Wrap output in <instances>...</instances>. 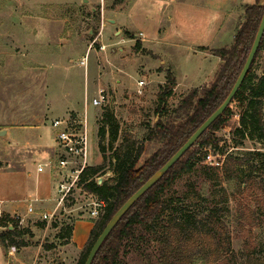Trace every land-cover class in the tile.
Returning a JSON list of instances; mask_svg holds the SVG:
<instances>
[{"label":"rangeland","instance_id":"374dc122","mask_svg":"<svg viewBox=\"0 0 264 264\" xmlns=\"http://www.w3.org/2000/svg\"><path fill=\"white\" fill-rule=\"evenodd\" d=\"M206 1L209 4L225 5L228 0ZM254 1L232 0L223 28L207 40L209 46L201 50L203 53L196 50L194 52L190 46L187 48L167 44L155 45L158 58L172 64L177 83V90L167 98L164 109L159 111L160 109L156 110V91L159 84L157 81L147 83L141 95H136L135 91H132L135 90L136 80L140 78L135 71H130L129 75H126L128 86L125 82L116 81L120 78L118 74L120 58H129L127 59L129 68L137 71L141 66L144 67L143 58H150L147 59L149 66L160 64V60L154 59V55L144 49L141 50L140 44L135 48L134 41H119L113 35L101 36L103 0H0V125L27 123V126H24L28 128L26 132L29 136H26V140L32 146L39 144L47 147V150H52L55 146L54 129L49 127V119L63 113L76 120L81 119L85 101L89 140L88 164H100L103 162L102 156L106 157L104 168L97 173L98 178L104 180L112 176L110 162L113 161L115 148L125 137L134 140L132 154L141 146L136 163L138 167L164 144V138L153 137L156 121L170 120L173 124H177L184 120L185 112L183 110L176 112L174 109L192 89L197 88L199 96L200 88L206 87L212 80L220 61V59L216 60L218 56L214 55L212 50L232 43L236 30L244 22V6ZM257 2L262 6L263 12L264 0ZM105 3L106 0L104 5ZM208 16L209 22L210 17L213 16ZM208 34L201 33L198 42H204ZM102 38L113 45L102 48ZM118 47L123 51H118ZM82 58L86 59L85 64L80 63ZM110 65L111 70H109ZM263 70L264 34L255 54L252 72L261 75ZM154 71L159 73L162 67ZM96 72L101 79L107 75V72L110 74L109 81L100 85L107 92L109 100L99 107L91 104L92 97L97 95L99 89L94 81L97 79ZM180 90L186 91L179 93ZM49 100L51 105H56L55 110L45 109L44 102ZM106 109L113 113L117 132L115 139L110 143L109 128L106 129L102 141L104 151H101L98 147L96 131L104 120L103 114ZM231 110L232 116L221 127L210 131L221 138L218 145L206 146L202 152L203 155L210 153L212 160L221 162L226 157L225 153L240 158L242 165L239 170L250 169L255 187L251 190H240L236 179L217 183L204 178L205 175H215L212 170L206 168L208 164L205 163V159H201L193 171L178 177L160 196L165 200L179 198L180 200L173 202L172 205L175 204V208L190 210L195 214H202L210 208H221L224 211L225 216L222 217L229 249L219 251L217 255L220 258L224 256L230 259L228 263H222L221 259H218L213 264H243L241 251L249 238L259 242L256 249L257 256H264V155L250 159L251 157L247 158L244 153L246 150H260L264 153V139L261 142L254 137H248L242 140V146L233 147L234 142L239 140L235 128L238 127L242 107L237 102H233ZM262 117L264 123V99ZM43 121L45 124H41ZM33 124L41 126L40 139ZM23 141L24 138L20 139V137L12 139L0 137V151L4 155L0 178L12 170L10 167L16 166L15 159L9 156V146H20ZM222 150L224 154L221 153ZM55 158L56 156L52 160L54 161ZM37 159L33 157L31 161H27V167L33 173ZM45 161L46 159L39 160L41 163ZM39 174L45 178L42 183L48 191L40 196L41 199L36 197L38 201L32 202V206L44 204L45 208H52L56 202L55 198L58 197L56 183L59 178L47 167ZM242 175L243 171H240L238 180ZM34 176L35 174L32 180L35 179ZM258 187L263 188L262 196L257 193ZM224 194L227 195L226 199ZM93 198H95L93 195L82 190L79 185H75L58 205L53 217L28 219V232L25 234L27 238L18 235L14 240L19 244L5 248L2 246L0 264L3 259L8 260L9 251L14 255L20 253L18 256L29 255L38 264H61L59 247L63 238L57 236L60 225L53 227L51 224L54 220L71 222L78 218L89 210ZM101 209L100 213L103 212ZM166 220L167 218L162 216L152 227H137L132 238L122 246L120 252L122 264H165L161 257L162 243L159 236ZM43 222L44 225H41ZM21 240L26 244L21 245ZM20 251L24 253L21 254ZM70 256L76 260L78 254ZM182 258V261H187L185 256ZM12 263L9 260L7 264ZM194 264L207 263L197 259Z\"/></svg>","mask_w":264,"mask_h":264},{"label":"trees","instance_id":"16d2710c","mask_svg":"<svg viewBox=\"0 0 264 264\" xmlns=\"http://www.w3.org/2000/svg\"><path fill=\"white\" fill-rule=\"evenodd\" d=\"M261 12L262 6L258 4L257 0L244 6V22L236 30L232 43L229 46L212 50L213 54L220 59L212 80L206 87L200 88L199 96L197 95L198 89L194 88L180 100L174 109L176 112L180 110L185 112V118L180 123L173 124L170 120L162 122L160 119L156 121L153 137L164 138V144L145 159L140 166L136 167V163L140 156L141 146L132 154L134 140L125 137L115 148L113 161L110 162L112 176L101 180V182L96 180L97 173L104 168L105 156H102V163L87 165L83 168L77 185L95 198L103 200L104 206L102 207L103 212L93 220V226L84 246L78 253L75 264L84 263L95 238L114 211L174 153L226 97L247 56ZM129 37L133 38V35L130 34ZM138 45L139 42L135 41L134 47L138 48ZM197 48L199 50L207 49L206 46ZM254 62L255 57L241 85L222 114L212 122L166 173L130 206L105 238L91 264H122L120 259L122 246L132 238L134 230L137 227H152L162 216L167 218L159 236L162 243L161 257L165 264H194L197 259H202L207 264H213L218 259H221L222 263L229 262V257L220 258L217 255L219 251H228L229 249L223 219L225 213L221 208H210L202 214H195L190 210L175 208L176 205H172V203L179 201V198L165 200L160 196L172 182L181 175L193 171L196 164L204 159L205 153L203 155L202 152L204 147L218 145L221 138L210 131L221 127L232 116L231 104L233 102H237L242 107L239 124L235 128L239 140L234 142L233 147L242 146V140L248 137H254L263 142L264 70L261 75L254 74L252 72ZM175 84L174 73L170 69H166L165 81L159 86L156 93V110L164 109L166 100L173 93ZM103 115L104 120L96 131L98 147L101 151H104L102 141L106 129L109 128L110 143H112V139H115L117 132V124L112 111L106 109ZM221 153L224 154V150ZM244 153L247 158L251 157L250 159L264 155L260 150H246ZM225 156L221 165H207L206 168L212 170L215 176L205 175L203 177L217 183L236 179L240 190H251L255 187L250 169L239 170L242 160L231 156L230 153H225ZM217 169L220 171H216ZM240 171H243V175L238 180ZM257 193L262 196L263 188L258 187ZM223 196L226 199L227 195ZM3 216L7 217L8 214L3 213ZM73 220L71 222L55 220L52 222L53 227L60 225L57 236L63 238L61 243L68 241ZM41 225H44V222ZM12 226L13 229L7 228L0 233V244L4 248L19 244L15 242L14 238L18 235L24 237L28 232L24 228H17L15 224ZM20 244L25 245L26 242L21 240ZM258 245L259 242L253 239L247 240L241 251L243 264H264V256H257L256 253ZM183 256L186 257V262L182 261ZM209 257L213 258L209 259Z\"/></svg>","mask_w":264,"mask_h":264},{"label":"crops","instance_id":"0c3cea01","mask_svg":"<svg viewBox=\"0 0 264 264\" xmlns=\"http://www.w3.org/2000/svg\"><path fill=\"white\" fill-rule=\"evenodd\" d=\"M231 2L232 0H228L225 2V5L223 3L218 5V3L209 4L206 0H106L104 5L103 0L100 27L101 36L108 37L109 35H113L115 38H118L119 41H134V43L138 41L141 50L144 49L149 52V54L154 55V59L160 60V64L149 66L147 64V59L150 58H143L144 67L141 66L139 71H137L129 68V61L127 62L129 58H120V66L118 68L120 78L116 81L125 82L127 84L126 75H129L130 71H135V73H138L140 76L135 82V90H132L135 91L136 95H141L142 93L138 94L136 91L141 88L143 92V87L152 81H157V83H159L157 85L159 89V86L165 81V70L170 69L174 73V69L171 63L162 60V58H158L159 55L156 54L155 45L167 44L174 47L185 46L187 48L190 46L191 50L194 52L195 50L202 52L198 50L197 47L209 46L206 43L207 40L213 35H216L217 32L223 28L225 16L230 11ZM92 9L95 8L92 7ZM208 15L213 16L210 17L209 22L207 21L209 19ZM201 33H209L204 42H198V38L202 36ZM130 34L133 35V38L129 37ZM101 40L102 48L113 45L103 40V38ZM104 41L106 43H104ZM89 45L90 44H88V46ZM110 49L111 51L113 50L112 47ZM118 51L123 50L121 47H118ZM216 60H219V57L216 58ZM160 67H162V71L155 73L154 70ZM109 70H111V65L109 66ZM98 76V72H96L97 79L94 81L100 88L101 83L109 81L110 74L107 72V75L102 79ZM103 79L105 81H103ZM138 81H143L141 87L138 85ZM158 89L156 92H158ZM176 90L177 83L173 88V92ZM183 91L186 90H180L179 93ZM44 105L46 110H49V108L55 110L57 108L56 105H51V100L45 101ZM63 116H65L64 113L60 116L51 117L48 121L49 127L52 128L50 125L52 119ZM41 124H45V122L43 121ZM33 125H35V129L38 131V139H40L42 136L39 130L41 126L40 124ZM24 126H27V123L19 125H0V131L4 130V134L0 135V137L3 136L9 139L18 137H20V139L24 138L22 145L9 146V156L15 159L16 166L10 167L12 170L8 171L7 175L3 176V178H0V210L5 214L21 217L23 219L21 228L28 231V219L34 217L41 218V214L53 212L58 207L56 202L52 208H45L44 204H35V207L32 206L33 212L27 213V200L34 197L41 199L40 196L48 191V189L44 188L42 183L45 178L41 176L36 169L34 173L29 170L27 167L28 162L31 161L33 157L38 158L36 166L41 163L39 162L40 159L52 161L56 156L57 149L56 146H54L52 150H47V147L45 148L39 144L32 146V144L26 140V136L29 135L26 132L28 128ZM43 148H45V150ZM32 154L35 156H31ZM3 160L4 155L0 151V168ZM33 174H35L34 180L31 179ZM92 226L93 219L88 212L79 215L78 218L73 220L68 241L61 243L59 247L61 264H75L76 260L70 255H77L79 253L88 238ZM0 251L2 252L1 244ZM20 252L21 254L24 253L23 251ZM18 254L20 253L14 255L9 251L8 256L10 258V256L13 255L12 258H8L7 261L3 259L2 264H7L9 260L13 262L12 264H38L29 255L28 257H24L22 256L23 254L21 256H18Z\"/></svg>","mask_w":264,"mask_h":264},{"label":"built area","instance_id":"2783aa9c","mask_svg":"<svg viewBox=\"0 0 264 264\" xmlns=\"http://www.w3.org/2000/svg\"><path fill=\"white\" fill-rule=\"evenodd\" d=\"M86 59L82 58L80 63L85 64ZM141 87L143 81H138ZM138 94L142 93L141 88L136 91ZM109 96L104 88L97 90V95L92 97L91 104L93 106H102L107 103ZM51 127L54 129V142L57 149L55 160L39 163L36 166V171L41 172L45 167L50 169L54 176H58L57 193L58 197L55 198L56 203L59 205L68 192L77 185L79 175L83 168L88 164V123H87V104L84 101L83 113L81 119H75L70 116L54 118L50 122ZM205 163L211 166L221 165L220 160H212L210 153H205ZM97 182L99 178L96 177ZM38 201L36 197L28 199L27 213L33 212L32 202ZM90 208L87 211L90 217L94 220L100 214V209L104 206V201L93 198L90 202ZM55 211L50 213L41 214V219L53 217ZM23 219L16 215L3 216L0 210V233L7 228L13 229V224L17 228H21ZM15 222V223H14Z\"/></svg>","mask_w":264,"mask_h":264},{"label":"water","instance_id":"95a60500","mask_svg":"<svg viewBox=\"0 0 264 264\" xmlns=\"http://www.w3.org/2000/svg\"><path fill=\"white\" fill-rule=\"evenodd\" d=\"M86 1V0H83ZM264 34V9L259 20L256 32L254 34L251 46L247 53V56L243 62V65L231 86L226 97L220 103V105L189 135V137L174 151L173 154L157 169L155 170L110 216L108 221L103 226L102 230L95 238L93 244L91 245L87 256L83 264H91L94 256L96 255L99 247L108 236L110 231L124 215V213L130 208V206L144 193L146 192L153 184H155L165 173L166 171L182 156V154L197 140V138L219 117L224 109L228 106L232 100L234 94L241 85L245 75L247 74L251 63L255 57V54L258 50L260 41ZM4 134V130L0 131V135ZM101 181V178H99Z\"/></svg>","mask_w":264,"mask_h":264}]
</instances>
